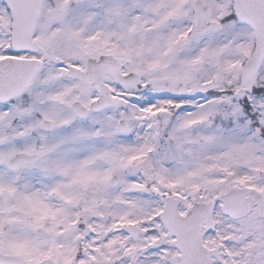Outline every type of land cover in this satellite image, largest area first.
<instances>
[{
  "label": "snow or ice",
  "instance_id": "snow-or-ice-1",
  "mask_svg": "<svg viewBox=\"0 0 264 264\" xmlns=\"http://www.w3.org/2000/svg\"><path fill=\"white\" fill-rule=\"evenodd\" d=\"M0 264H264V0H0Z\"/></svg>",
  "mask_w": 264,
  "mask_h": 264
}]
</instances>
